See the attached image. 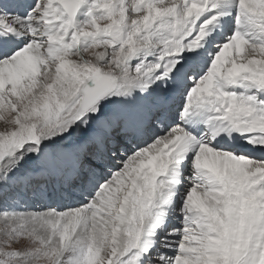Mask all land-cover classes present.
Returning <instances> with one entry per match:
<instances>
[{"label":"snow or ice","instance_id":"obj_1","mask_svg":"<svg viewBox=\"0 0 264 264\" xmlns=\"http://www.w3.org/2000/svg\"><path fill=\"white\" fill-rule=\"evenodd\" d=\"M0 264H264V0H0Z\"/></svg>","mask_w":264,"mask_h":264}]
</instances>
